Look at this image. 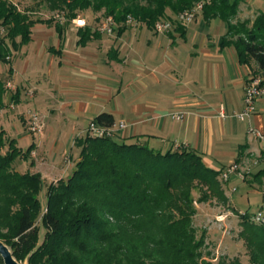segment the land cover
Segmentation results:
<instances>
[{
	"label": "trees",
	"instance_id": "1",
	"mask_svg": "<svg viewBox=\"0 0 264 264\" xmlns=\"http://www.w3.org/2000/svg\"><path fill=\"white\" fill-rule=\"evenodd\" d=\"M201 0H38L48 19L33 16L12 0H0V60L9 62L32 40L37 24L55 27L65 38L66 27L84 11L112 16L121 34L132 15L154 29L160 19H172L167 9L180 13ZM242 0L204 1L206 22L220 18L227 24L222 45H234L241 62L255 61L264 73V12L251 21H236ZM168 16V17H167ZM99 28L88 22L78 28V44L98 38ZM3 34V33H2ZM12 73V69H9ZM6 81L0 77L1 113L7 107ZM12 102L19 103L18 91ZM98 124L112 127V113L102 112ZM0 125V240L15 258L28 264H244L240 255L204 258L205 235H197L193 219V189L198 201L219 198L228 203L219 180L220 170L208 167L191 149L157 151L144 143L118 136H96L85 131L76 137V168L68 178L49 184L43 203L40 173L21 172L13 164L28 159L34 144L24 151L15 138L7 140ZM6 149V150H5ZM5 150V152L3 151ZM238 163V162H237ZM240 237L246 246V264H264V225L240 215ZM0 264H5L0 254Z\"/></svg>",
	"mask_w": 264,
	"mask_h": 264
},
{
	"label": "crops",
	"instance_id": "2",
	"mask_svg": "<svg viewBox=\"0 0 264 264\" xmlns=\"http://www.w3.org/2000/svg\"><path fill=\"white\" fill-rule=\"evenodd\" d=\"M260 12L264 0H242L234 22L252 24ZM202 13L166 33L140 22L126 24L120 34L122 25H117L115 36L101 34L85 45L78 44L77 29L71 27L69 34L67 29L61 41L55 27H49L51 39L37 49L36 63L41 55L45 62L27 72L25 82L15 79L20 100L15 106L31 104L42 113L44 130L38 135L48 139L63 125L68 140L74 141L100 113L109 112L115 123H127L117 134L129 142L146 143L162 152L182 146L201 154L215 170L238 162L250 173L245 180L230 178L224 184L227 210L237 213L242 208L234 185L247 183L248 203L251 193H260L254 183L264 187V143L248 132L250 125L264 132V96L249 121L224 118L221 113L242 110L246 83L264 73L253 60L241 62L234 45H222L225 21L206 22ZM175 14L167 9V15ZM172 111L183 113V118H174ZM35 156L33 150V170ZM60 178L64 177L50 176L49 181ZM260 210L264 211V199Z\"/></svg>",
	"mask_w": 264,
	"mask_h": 264
},
{
	"label": "rangeland",
	"instance_id": "3",
	"mask_svg": "<svg viewBox=\"0 0 264 264\" xmlns=\"http://www.w3.org/2000/svg\"><path fill=\"white\" fill-rule=\"evenodd\" d=\"M12 1L16 3L20 9L23 10L30 9V11L32 12L34 11L33 9L38 8V10H35V12H33V16L35 17L39 16L43 17L44 19H48L49 17L53 16V13L47 11L40 4H37L36 1L38 0ZM204 1L208 0H201L200 2ZM102 13L103 12L94 13L92 10H89L84 11L82 13V16L86 19L87 23H90L93 29H97L101 26L105 17V14L101 15ZM176 15L177 14H175L173 17H175ZM117 25L120 26L122 24L117 23ZM47 26L45 24L37 25L33 30L32 40L27 45H24L22 48H20L18 51L13 50V53L9 56V62L0 60V77L6 81L9 97V99L7 100L8 105L1 113L0 125L6 129L5 132L7 140L12 137L15 138L19 146L24 151L35 144L36 147H33L32 151L36 150L37 153V156H35L36 163L34 165V170L36 171H34L32 168L34 161L30 158L31 155L28 159L19 158V161L17 159L13 164V169L21 172L40 173L41 175L43 173L45 174V176H49L47 178L48 180L43 178L45 183L43 184V190L40 193V197L43 203H45L47 199L46 193L48 186L50 183H52L49 181L50 176L64 177L65 179L68 178V176H70L76 168V159L79 153V148L75 145V140H68L70 136L63 125L60 128V132L56 133L55 136L51 137L50 139L46 138V136L41 137L38 134L33 135L28 126V111H36V109L31 104L26 105L23 108L18 107V105L16 107L15 102H12V98L15 95V79L19 84L25 82L24 77L25 75H27V72L30 74V72H33L35 66H38L40 62H45L43 60V55H41V61L39 60L40 62L36 63L37 49L46 44L51 39L50 32L52 31V29H50L49 27L52 26ZM71 27L77 30L79 28L72 20V22L66 27V30L68 29V34L69 29L74 30ZM4 32L5 31H3L2 36L5 34ZM116 32L117 27H115L113 33L110 35L102 32L100 33L102 35L112 37L116 35ZM9 69H12V73L9 71ZM15 71L18 72L16 77ZM8 83H11V86H8ZM175 112L176 111H172L171 116L173 114H178ZM40 114L43 117L42 113ZM116 124H118V122ZM184 149L186 148L179 146L174 150ZM5 150L3 151L5 152ZM218 178L224 188V184L226 182L221 179L220 175ZM231 178H233L232 180L238 179L236 175H232ZM234 187L236 188V190H238L237 195L239 198V207L242 208L241 210L236 211L237 213H229L227 210L229 208L227 206V203H222L219 198H213L211 200L203 202L198 201L202 194V191L199 188H194L192 193L195 198L194 207L196 208L197 213L194 216L193 224L197 230L198 236L202 234L205 235V245L203 247L205 259L217 262L218 259L222 256L228 255L232 257L240 255L242 262L246 264L248 262V255L246 254L247 250L244 241L240 237V215H242L243 213L254 215L261 209L264 199V187L261 188L259 182L254 183V187L259 190L260 193H251L249 197L250 203L247 202V183L238 182L237 185H234ZM241 196H243V198ZM21 263L28 264V260L25 259Z\"/></svg>",
	"mask_w": 264,
	"mask_h": 264
},
{
	"label": "built area",
	"instance_id": "4",
	"mask_svg": "<svg viewBox=\"0 0 264 264\" xmlns=\"http://www.w3.org/2000/svg\"><path fill=\"white\" fill-rule=\"evenodd\" d=\"M204 2H198L194 7L190 9H185L178 13L173 19H160L156 22L154 30L157 32H170L173 30L175 24L186 25L192 22L200 11L203 10ZM74 23L78 27H85L87 25L86 19L79 15L74 20ZM137 21L132 15H129L126 19V24L136 25ZM115 27H117L116 21L112 16H105L104 20L99 27V30L102 33L112 34ZM4 30L0 31V36ZM8 86H11V83H8ZM33 92H31L32 94ZM264 96V76H254L252 77L245 86V96H244V107L242 110L233 112L232 114L221 113V116L224 118L236 117L241 121H249L251 116L257 111V101L259 98ZM29 119L28 126L29 130L33 134H39L43 131L44 122L43 117L38 111H28ZM184 116L183 113L173 114V117L176 119H182ZM127 123L121 121L118 124H114L112 127H106L98 124L96 121H91L86 132L91 133L96 136H114L117 132V129L127 128ZM248 132L251 135H254L256 138L261 140L264 143V132L250 125L248 127ZM250 173V168H244L239 163L233 162L220 170V177L223 181L227 182L230 180L232 175H236L239 179L244 180L246 176ZM236 188L233 187L232 191H235ZM245 214V213H243ZM251 221L264 225V211L259 210L256 214L251 215Z\"/></svg>",
	"mask_w": 264,
	"mask_h": 264
},
{
	"label": "water",
	"instance_id": "5",
	"mask_svg": "<svg viewBox=\"0 0 264 264\" xmlns=\"http://www.w3.org/2000/svg\"><path fill=\"white\" fill-rule=\"evenodd\" d=\"M0 254L3 257L5 264H22L15 258L10 247L2 240H0Z\"/></svg>",
	"mask_w": 264,
	"mask_h": 264
}]
</instances>
